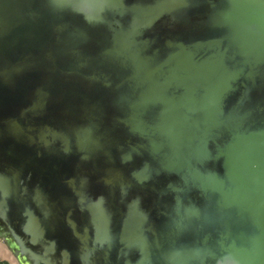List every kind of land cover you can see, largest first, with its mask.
<instances>
[{
    "label": "water",
    "instance_id": "water-1",
    "mask_svg": "<svg viewBox=\"0 0 264 264\" xmlns=\"http://www.w3.org/2000/svg\"><path fill=\"white\" fill-rule=\"evenodd\" d=\"M0 238L264 264V0H0Z\"/></svg>",
    "mask_w": 264,
    "mask_h": 264
},
{
    "label": "crops",
    "instance_id": "crops-1",
    "mask_svg": "<svg viewBox=\"0 0 264 264\" xmlns=\"http://www.w3.org/2000/svg\"><path fill=\"white\" fill-rule=\"evenodd\" d=\"M11 252L8 249L7 245L5 242L0 238V260H6L10 262L9 258L7 255H9ZM11 263V262H10Z\"/></svg>",
    "mask_w": 264,
    "mask_h": 264
},
{
    "label": "rangeland",
    "instance_id": "rangeland-1",
    "mask_svg": "<svg viewBox=\"0 0 264 264\" xmlns=\"http://www.w3.org/2000/svg\"><path fill=\"white\" fill-rule=\"evenodd\" d=\"M7 256H8V258H9V260H10V262H11L12 264H18V263L16 262L15 258L13 257L12 253H10V254L7 255ZM11 257H13L14 259H12Z\"/></svg>",
    "mask_w": 264,
    "mask_h": 264
},
{
    "label": "trees",
    "instance_id": "trees-1",
    "mask_svg": "<svg viewBox=\"0 0 264 264\" xmlns=\"http://www.w3.org/2000/svg\"><path fill=\"white\" fill-rule=\"evenodd\" d=\"M0 264H12V263H10V262H8L6 260H0Z\"/></svg>",
    "mask_w": 264,
    "mask_h": 264
},
{
    "label": "bare ground",
    "instance_id": "bare-ground-1",
    "mask_svg": "<svg viewBox=\"0 0 264 264\" xmlns=\"http://www.w3.org/2000/svg\"><path fill=\"white\" fill-rule=\"evenodd\" d=\"M12 259H14L13 257H11Z\"/></svg>",
    "mask_w": 264,
    "mask_h": 264
}]
</instances>
